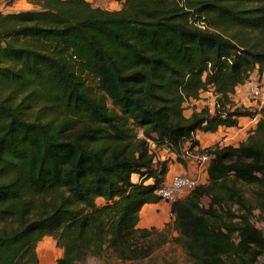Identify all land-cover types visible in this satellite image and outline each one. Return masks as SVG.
<instances>
[{"label": "trees", "instance_id": "trees-1", "mask_svg": "<svg viewBox=\"0 0 264 264\" xmlns=\"http://www.w3.org/2000/svg\"><path fill=\"white\" fill-rule=\"evenodd\" d=\"M118 1L0 11V264H38L45 237L54 264L137 261L169 242L191 264H264V115L239 146L197 152L207 183L170 204L176 236L138 227L197 132L257 115L232 96L264 75V0ZM206 92L213 111L186 117Z\"/></svg>", "mask_w": 264, "mask_h": 264}, {"label": "rangeland", "instance_id": "rangeland-1", "mask_svg": "<svg viewBox=\"0 0 264 264\" xmlns=\"http://www.w3.org/2000/svg\"><path fill=\"white\" fill-rule=\"evenodd\" d=\"M109 2H118V0H105ZM92 5H96V0H89ZM118 5H120L118 3ZM121 7V6H120ZM120 7H118L120 9ZM21 11V7L19 8ZM253 86H257L261 90V98L259 100H255L250 94V88ZM233 102L238 107H243L250 109L255 112H261L264 115V75H259L257 72H254L251 75V78L247 82L246 86L243 88H239L234 96H232ZM215 103V96L212 92H206L200 94V100L194 102H188L184 105V112L186 116H189L193 111L200 110L202 107H208L211 112L213 111V105ZM261 104V105H260ZM262 107L259 110V107ZM245 122V123H243ZM254 123H249L247 121L241 120L240 127L235 130H231V132L222 131L219 133V139L223 141L227 139L222 146H233L237 147L241 143H243L250 132L255 128ZM245 127L244 132H238V130ZM218 139V140H219ZM216 144L209 146L214 147ZM220 146V145H219ZM156 154L159 157H166V150L165 149H156ZM206 184V183H205ZM261 194L264 195V180L263 185L261 186ZM262 200V199H261ZM98 204H101L102 201L98 200ZM165 211V210H164ZM154 217V216H153ZM172 221L173 216L171 214L170 208H167L166 212H163V216L161 220L158 222H142L139 228H147L151 229L154 228L156 232H165L168 235V238L176 236V234L172 231ZM253 225L257 229H264V210L261 211V215L258 212H255V217L253 219ZM155 240V238H153ZM36 257L38 264H54L55 261L61 257L62 251L57 248L55 240L52 237H45L40 243L37 244L36 249ZM82 264H191L184 252V250L175 243H166L165 245L156 249L150 257L147 259L137 260V261H121L116 259L113 256L106 255L104 259H97V258H88Z\"/></svg>", "mask_w": 264, "mask_h": 264}, {"label": "crops", "instance_id": "crops-1", "mask_svg": "<svg viewBox=\"0 0 264 264\" xmlns=\"http://www.w3.org/2000/svg\"><path fill=\"white\" fill-rule=\"evenodd\" d=\"M96 1H97V3H96V5H94V7H98V8L105 9V10L113 11V10H118L119 9L118 7H120V5H118V3L120 4L119 1L118 2H115V1H113V2L108 1L107 2L105 0H96ZM20 7H21V11L30 10V9L34 8L33 5L30 3V0H6L4 2H0V11H2V12L7 13V12L19 11ZM246 84L238 87L236 89V91L239 88H243L244 86H246ZM184 115H185V112H184ZM189 116H186V117H189ZM241 120L247 121L248 119H241ZM241 120H239L237 127H234V128H223V127H221L218 129V131L216 133H213V134L197 132L192 137V139L198 142V146L195 147L191 153L185 152V155L183 157V159L185 160V165H181V164L174 162L170 166L168 175L174 174V173H181V174L189 175L192 177L198 176L199 181H200V185H204L205 183H207V171H203L199 168V162L197 161V157H198L197 152L201 151L203 149H206L209 146L214 145V144H218V145L222 146V143H224L227 139H224L223 141H221V139H219L220 138L219 133L221 132V130L231 132V130L238 129L240 127ZM243 123H245V122H243ZM244 131H245V127L238 130V132H244ZM189 147H190V143L187 142L185 144V151H187L189 149ZM166 154L167 155L165 158L171 157L172 159H174V156L168 154L167 151H166ZM165 158L162 157L161 160H163ZM167 208H170L169 203L159 202L157 204L145 205L143 207L141 213H140V220H139L138 227H140L142 222H147V223L148 222H155V223L158 222V220H161V218L163 216V212L167 211Z\"/></svg>", "mask_w": 264, "mask_h": 264}, {"label": "built area", "instance_id": "built-area-1", "mask_svg": "<svg viewBox=\"0 0 264 264\" xmlns=\"http://www.w3.org/2000/svg\"><path fill=\"white\" fill-rule=\"evenodd\" d=\"M4 1L6 0H0V2ZM250 94L255 100H259L262 96L261 90L257 86L250 88ZM261 108L260 106L259 110ZM262 117L261 112H257L254 118L248 119L247 121L256 124ZM197 161L199 162V168L206 171L210 161V155L208 153L200 155L197 157ZM199 185L200 181L198 176L192 177L181 173H174L166 177L164 184L155 191V196L160 202L171 204L187 197Z\"/></svg>", "mask_w": 264, "mask_h": 264}]
</instances>
